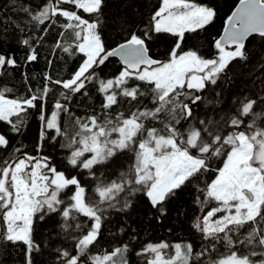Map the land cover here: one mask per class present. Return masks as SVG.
<instances>
[{"label":"snow or ice","instance_id":"snow-or-ice-1","mask_svg":"<svg viewBox=\"0 0 264 264\" xmlns=\"http://www.w3.org/2000/svg\"><path fill=\"white\" fill-rule=\"evenodd\" d=\"M111 3L10 0V13L0 9V264H21L20 251L22 264H49L45 254L51 264H264V0H240L208 55L188 42L214 22L213 6L162 0L146 12L147 0H119L110 14ZM161 42L164 59L154 51ZM77 55L67 78L47 71L53 56ZM111 58L120 66L109 75ZM41 60L43 86L34 88L26 70ZM237 61L251 90L226 98ZM17 72L22 95L9 86ZM81 98L93 103L77 116ZM46 148L64 149V158ZM189 190L203 214L191 225L202 243H140L128 221L141 198L160 223ZM106 235L127 242L90 255Z\"/></svg>","mask_w":264,"mask_h":264},{"label":"trees","instance_id":"trees-1","mask_svg":"<svg viewBox=\"0 0 264 264\" xmlns=\"http://www.w3.org/2000/svg\"><path fill=\"white\" fill-rule=\"evenodd\" d=\"M198 4L211 5L216 9L217 15L214 22L207 27L203 32H199L195 35L193 40L188 42L190 47L192 44H197L199 48L204 52L205 55L213 53L214 49V40L219 39L222 36L224 28L227 23L228 17L233 13L240 0H191ZM148 7L144 10L152 11L158 8L162 0H147ZM119 0H112L110 4L109 12L117 13L120 11ZM0 9L6 10V14L11 11L10 0H0ZM66 37H70L68 32L65 33ZM53 39L55 36L52 37ZM51 40L49 45L46 46V49L43 51L42 55H48V48H50ZM250 47L254 49H259L260 42L254 41L251 43ZM160 59H164V54L168 51V47L165 42H161L157 48L154 49ZM54 64L52 68L47 69L48 72L52 73L54 76H59L67 78L68 75L73 72L81 62L82 57L77 55L75 58L68 60L65 63L66 57H62L60 60H57L55 56L52 57ZM119 62L117 58H111L110 62L105 68V72L109 75L118 68ZM230 67V74L232 75V83L225 89L226 98H231L233 94L241 93L245 90H251V80L248 76H241L242 72L247 71V69L239 61L233 62ZM28 75L33 77L30 83L33 87L43 86V81L40 80V74L45 71V62L41 60L39 64L31 65L26 70ZM16 80L9 82V86L12 83L17 85V95H22L25 92L24 86L20 83V74L19 72L15 73ZM95 104L98 106L100 103L99 96L94 98ZM93 99L81 98V104L84 106L82 108H77L75 102L73 103V108L76 111V115L80 116L84 114L85 110L93 103ZM151 106V105H149ZM0 130H7V126L3 123H0ZM38 136V124L33 121L31 127L28 129L27 134L23 137L24 144L27 145L28 151H31L35 145L36 139ZM15 139V138H14ZM45 152H51V155L60 161L64 158L65 150L60 148L55 149H45ZM5 153H0V159L4 157ZM122 161L126 165L131 161L122 155ZM111 171V169H109ZM86 175V174H85ZM112 179H115V175L111 176ZM88 184L85 185L88 195H94V188L96 187L97 181L95 178H87ZM94 179V180H93ZM203 199V197H202ZM216 204L215 201H211L208 205V208L214 207ZM205 209V212L208 210ZM150 206L147 201L141 198V203L136 208L135 213L132 215L131 219L128 221L131 224L133 229H136L140 233L139 242L143 243L145 241H167L170 245L176 243H188L195 242L197 245L201 244L200 233L196 232L192 227L193 217L196 215H203L197 211V206L193 204V196L191 191L184 192L177 200H174L169 205V215L162 218V222L158 223L155 219L149 220L147 214L150 211ZM172 229L169 231V229ZM113 231H115V225L113 226ZM120 240L127 242V237L121 236L117 239L115 236L106 235L104 241L101 242L96 248L90 251V255H103L105 252H110L112 248L120 246ZM217 247L223 252L225 251L223 243L217 244ZM241 251H247L243 245L240 246ZM171 250V248H170ZM15 255L19 258V261L22 264L23 261V251L16 252ZM215 256L216 254L213 253ZM11 259V257H9ZM40 260H47L49 264L52 262V258L46 254L43 257H39ZM130 259H135L136 264H142L144 257H130ZM253 259H258V257H253Z\"/></svg>","mask_w":264,"mask_h":264},{"label":"water","instance_id":"water-1","mask_svg":"<svg viewBox=\"0 0 264 264\" xmlns=\"http://www.w3.org/2000/svg\"><path fill=\"white\" fill-rule=\"evenodd\" d=\"M238 7H240V2H239V4L237 5V7L235 8V10H236ZM235 10H234V11H235ZM234 11H233V12H234ZM231 15H232V14H231ZM227 26H228V25H227V23H226L225 28H226ZM225 28H224V29H225ZM223 35H224V31H223V33H222V36H223ZM117 59H118V58H117Z\"/></svg>","mask_w":264,"mask_h":264},{"label":"rangeland","instance_id":"rangeland-1","mask_svg":"<svg viewBox=\"0 0 264 264\" xmlns=\"http://www.w3.org/2000/svg\"><path fill=\"white\" fill-rule=\"evenodd\" d=\"M168 251L171 252L172 250L169 249Z\"/></svg>","mask_w":264,"mask_h":264},{"label":"bare ground","instance_id":"bare-ground-1","mask_svg":"<svg viewBox=\"0 0 264 264\" xmlns=\"http://www.w3.org/2000/svg\"><path fill=\"white\" fill-rule=\"evenodd\" d=\"M94 180V179H93ZM142 263V262H141Z\"/></svg>","mask_w":264,"mask_h":264}]
</instances>
